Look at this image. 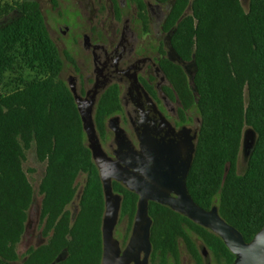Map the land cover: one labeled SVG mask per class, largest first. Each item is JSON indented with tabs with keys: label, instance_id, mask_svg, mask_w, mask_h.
<instances>
[{
	"label": "trees",
	"instance_id": "obj_1",
	"mask_svg": "<svg viewBox=\"0 0 264 264\" xmlns=\"http://www.w3.org/2000/svg\"><path fill=\"white\" fill-rule=\"evenodd\" d=\"M148 23L142 0H132ZM170 4L165 29L173 51L195 66L193 85L183 66L162 59V66L186 107L194 106L202 124L187 187L205 210L217 208L247 243L264 227V0H156ZM18 17L0 27V264H17V246L25 233L34 193L21 168L23 148L36 143L37 157L47 162L40 185L41 220L49 242L32 249L21 264H102L105 198L99 170L87 144L78 105L63 81L64 60L52 40L37 1L16 3ZM190 10V13H189ZM18 63L44 75L11 95L2 92L6 75ZM118 92L109 91L99 107L108 116L119 107ZM108 118H95L104 129ZM256 140L243 174L238 173L243 134ZM86 175L76 218L68 210L77 181ZM122 196L121 218L130 231L139 197L114 183ZM153 261L180 263V241L203 264V242L220 264L236 256L210 230L160 203H150Z\"/></svg>",
	"mask_w": 264,
	"mask_h": 264
},
{
	"label": "flooded vegetation",
	"instance_id": "obj_2",
	"mask_svg": "<svg viewBox=\"0 0 264 264\" xmlns=\"http://www.w3.org/2000/svg\"><path fill=\"white\" fill-rule=\"evenodd\" d=\"M142 1L148 23L139 18L132 0H107L112 17L104 19L98 9L94 23L88 26L84 24L85 17L90 16L88 9L77 7L75 0H53L52 10L57 16L52 31L63 38L66 49L60 53L64 64L78 77L76 85H67L75 101L78 98L86 105L94 118L101 149L112 161L121 157L130 170L145 178L133 167L152 174L157 167L166 170L175 165L182 169L192 147L196 149L202 121L194 106L186 107L162 66V59L183 66L173 49L166 50L167 45L171 47V32L165 29L171 5ZM128 11L133 12L132 17L127 16ZM79 45L87 54V67L85 60L77 59L75 47ZM111 90L118 92L120 105L108 116H99L103 97ZM95 118H108L103 130L97 127ZM87 144L90 148L88 140ZM114 183L125 187L116 180ZM122 246L124 250L126 246ZM192 261L197 262L193 257Z\"/></svg>",
	"mask_w": 264,
	"mask_h": 264
},
{
	"label": "water",
	"instance_id": "obj_3",
	"mask_svg": "<svg viewBox=\"0 0 264 264\" xmlns=\"http://www.w3.org/2000/svg\"><path fill=\"white\" fill-rule=\"evenodd\" d=\"M190 86L196 95L197 91L193 81ZM76 101L104 191L102 264H149L152 254L151 229L153 224L149 213L151 202L171 208L220 237L236 256L233 264H264V227L251 242L247 243L242 234L220 216L217 208L205 210L192 198L187 187V177L193 162L194 147L182 169H177L175 165L169 166L166 170L157 167L152 174L134 166L135 171L145 175V178L140 177L127 167V163L121 157L118 161H112L106 155L100 147L94 118L87 111L86 105H82L78 98ZM250 154L251 152L248 156ZM114 180L123 183L128 190L139 196L132 233L124 250L115 237V230L121 215L122 197L114 192ZM207 264H210L209 260Z\"/></svg>",
	"mask_w": 264,
	"mask_h": 264
},
{
	"label": "rangeland",
	"instance_id": "obj_4",
	"mask_svg": "<svg viewBox=\"0 0 264 264\" xmlns=\"http://www.w3.org/2000/svg\"><path fill=\"white\" fill-rule=\"evenodd\" d=\"M22 1L23 0H0V27L10 23L12 20L18 17L16 3ZM33 1H37L40 4L44 17L47 21V26L51 34V37L58 46L60 52L64 53V50L66 48L64 46L63 38H59V36L54 35L52 31L54 28L56 29V24L53 18L57 16V12L52 10L53 0H33ZM56 1L60 2L61 0H56ZM240 1L243 9L246 12H248L250 6V0H240ZM75 3L77 7H81L84 11L85 10L87 11V9L90 11V16L85 17V22H84L85 25L89 26L90 25L89 23L91 24L94 23V17L98 9H100L99 13H102L104 15L103 17L104 19L107 16L108 18L112 17L108 15L107 0H87V2L86 0H75ZM67 15L71 17L76 16L75 14L68 12ZM127 16L132 17L133 12L128 11ZM108 22L109 21H107V23ZM166 47H165L166 50L172 51V48L169 45H167ZM75 52L77 54L78 60L86 61V67H87V54L85 50L82 48V45L76 46ZM177 61L184 66L188 74L189 81L190 83H192L195 74L194 64L192 62L184 63L181 62L180 60ZM43 78L44 75L41 72V70L32 69L26 65H23V63H18L14 71H10L7 73L2 92L4 95H11L15 91L19 89H23L25 85L27 86L32 82L36 80H42ZM62 79L66 84H69L70 87L76 85L78 81V77H76L71 67H69L68 65H65L64 67ZM256 137H257L256 133L252 129L248 127L245 128L243 134L242 148L238 162L239 174H243L246 169L247 161L249 158L248 153L253 147ZM23 154L24 157L21 161V168L26 174V177L32 186L34 199H33V204L31 205L28 212V220L26 223L24 236L20 244L17 246V252L20 257V260L17 262V264H21L24 257L32 249H36L46 245L49 242V238H50V235L45 236L43 234L45 223L40 218L42 201L44 198L40 192V185L46 174L47 162H42L38 159L36 153V143L34 141H32L28 147L24 145ZM86 178H87L86 175H81L79 177L77 181V188H78L77 195L74 201L68 207V210L72 214L73 220L76 218L77 214L79 213L80 199H81L83 187L86 183ZM131 233L132 231H130V221L128 217H124V218L120 217L119 223L115 230V237L120 242V244L123 245L122 247L126 246V243L128 242ZM196 242L198 249L201 253V256L203 258V264H207L208 260L210 261L211 264H220V262L214 256V254L207 248V246L203 242L201 241H196ZM179 249H180L179 264H198L197 262L192 261L191 254L188 252L183 241H180ZM172 263L173 260L169 261L168 264H172ZM149 264H163V263L161 259H157L153 261L150 256Z\"/></svg>",
	"mask_w": 264,
	"mask_h": 264
}]
</instances>
